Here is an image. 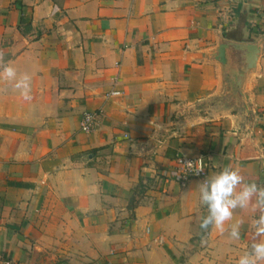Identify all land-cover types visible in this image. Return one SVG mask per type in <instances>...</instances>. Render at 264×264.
Returning a JSON list of instances; mask_svg holds the SVG:
<instances>
[{
	"label": "crops",
	"instance_id": "0c3cea01",
	"mask_svg": "<svg viewBox=\"0 0 264 264\" xmlns=\"http://www.w3.org/2000/svg\"><path fill=\"white\" fill-rule=\"evenodd\" d=\"M263 29L264 0H0V59L32 87L0 83V258L236 264L254 213L226 222L239 240L201 229L197 183L231 166L264 186V44L233 107L204 53ZM181 157L203 177L180 185Z\"/></svg>",
	"mask_w": 264,
	"mask_h": 264
},
{
	"label": "clouds",
	"instance_id": "9594fccd",
	"mask_svg": "<svg viewBox=\"0 0 264 264\" xmlns=\"http://www.w3.org/2000/svg\"><path fill=\"white\" fill-rule=\"evenodd\" d=\"M0 83L10 85L23 100L32 99L31 76L26 72H18L11 63H4L2 59ZM185 164L189 169L195 167L196 174L204 171L202 161L196 165L193 161H187ZM197 185L199 202L207 210V214L200 220V228L203 230L213 228L220 234L227 233L232 240H239L244 222L236 220L227 228L226 222L233 220L236 210H252L254 216L250 227L254 238L248 249L238 257L236 264H264V186L255 181H246L239 171L231 166H225L220 171L207 175Z\"/></svg>",
	"mask_w": 264,
	"mask_h": 264
},
{
	"label": "water",
	"instance_id": "95a60500",
	"mask_svg": "<svg viewBox=\"0 0 264 264\" xmlns=\"http://www.w3.org/2000/svg\"><path fill=\"white\" fill-rule=\"evenodd\" d=\"M263 44L264 36L253 43L230 42L218 37L216 44L205 51L204 56L217 65L222 85L220 95L229 107L234 106L236 99H243L244 83L256 71Z\"/></svg>",
	"mask_w": 264,
	"mask_h": 264
},
{
	"label": "built area",
	"instance_id": "2783aa9c",
	"mask_svg": "<svg viewBox=\"0 0 264 264\" xmlns=\"http://www.w3.org/2000/svg\"><path fill=\"white\" fill-rule=\"evenodd\" d=\"M262 36H264V29L262 31ZM118 94L117 90H110L104 94L105 97L110 95H116ZM98 117V111L95 110H84L81 112L79 123H78V129L81 132L87 133L91 131L94 128V125L96 123V119ZM125 136H128L127 134H124ZM187 161H193V164H198L197 160L188 158V157H181L180 159V168L178 170V183L180 185H184L189 179L194 177H203L204 171L196 174L195 167L192 169H189L187 165L185 164ZM0 264H20L19 262L9 258V257H1L0 258Z\"/></svg>",
	"mask_w": 264,
	"mask_h": 264
},
{
	"label": "trees",
	"instance_id": "16d2710c",
	"mask_svg": "<svg viewBox=\"0 0 264 264\" xmlns=\"http://www.w3.org/2000/svg\"><path fill=\"white\" fill-rule=\"evenodd\" d=\"M204 209H205V215L207 214V210H206V208L204 207Z\"/></svg>",
	"mask_w": 264,
	"mask_h": 264
}]
</instances>
